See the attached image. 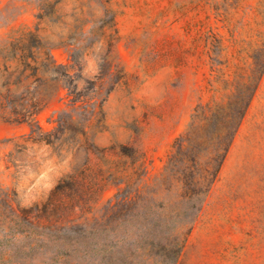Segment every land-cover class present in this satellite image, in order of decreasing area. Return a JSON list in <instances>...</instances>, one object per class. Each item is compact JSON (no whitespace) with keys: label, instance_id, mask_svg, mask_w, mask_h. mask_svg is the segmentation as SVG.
Here are the masks:
<instances>
[{"label":"rangeland","instance_id":"rangeland-1","mask_svg":"<svg viewBox=\"0 0 264 264\" xmlns=\"http://www.w3.org/2000/svg\"><path fill=\"white\" fill-rule=\"evenodd\" d=\"M230 3L110 0L103 5L61 0L56 14L60 22L42 23L39 31L54 42L57 63L73 64L74 46L59 44L58 36L74 34L87 46L81 88L99 75L107 54L114 64L97 85L98 100L105 101L103 123L90 132L96 146L135 145L146 154L148 180L162 171L195 107L214 94L221 96L211 90L210 82L217 85L218 78L248 68L249 55L264 38V0ZM107 10L114 15L112 26L106 23ZM38 13L37 0H0V44L11 34L35 29ZM94 38L97 42L90 44ZM67 93L62 88L53 94L37 116L45 131L57 126L60 112L71 109ZM29 132L28 124L8 122L0 115V184L16 192L21 206L45 199L83 156L58 155L45 144H34L18 158L19 167L9 164L8 154ZM108 158L118 156L111 153ZM94 163H99L97 156ZM116 191L106 188L98 207ZM178 264H264V77Z\"/></svg>","mask_w":264,"mask_h":264},{"label":"trees","instance_id":"trees-1","mask_svg":"<svg viewBox=\"0 0 264 264\" xmlns=\"http://www.w3.org/2000/svg\"><path fill=\"white\" fill-rule=\"evenodd\" d=\"M37 1L35 29L11 34L0 44V115L30 126L8 154V163L19 167L18 158L34 144H45L58 155L83 156L45 199L32 205H19L16 192L0 184V264H178L264 77V38L249 55L248 68L218 78L217 85L210 82L211 90L221 96L214 94L195 107L162 171L148 180L146 154L138 147L100 149L90 134L104 120L105 99L98 100L97 85L114 68L110 56L104 57L99 75L81 88L87 46L74 34L58 36L59 44L74 46L73 64H58L54 42L39 31L42 23L60 22L56 14L61 0ZM240 1L224 0L236 6ZM106 14V23H112L114 15L109 10ZM62 88L68 90L71 109L60 112L57 126L45 131L37 116ZM111 153L118 159L108 158ZM93 156L99 163L93 164ZM110 186L116 193L98 207Z\"/></svg>","mask_w":264,"mask_h":264}]
</instances>
